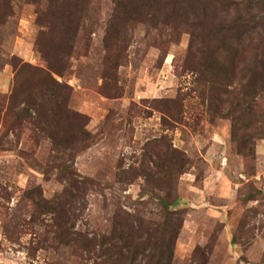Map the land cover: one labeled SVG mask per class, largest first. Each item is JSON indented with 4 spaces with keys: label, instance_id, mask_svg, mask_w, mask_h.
Here are the masks:
<instances>
[{
    "label": "rangeland",
    "instance_id": "374dc122",
    "mask_svg": "<svg viewBox=\"0 0 264 264\" xmlns=\"http://www.w3.org/2000/svg\"><path fill=\"white\" fill-rule=\"evenodd\" d=\"M8 1L11 14L0 31V113L7 107L19 64L48 71L47 61L36 48V39H48L44 33L48 28L38 22L35 6L27 0ZM83 7L62 41L52 39L54 53L49 55L51 64L61 61L64 65L62 76L52 75L68 86L70 106L86 116L85 129L92 134L91 141L79 142L67 163L82 177L108 181L101 189L91 187L86 192L76 228L107 231L117 207L143 215L156 212L153 202L147 201L154 199L147 193L140 195L151 180L147 185L141 177L117 183L114 175L137 167L150 142L166 136L190 159L189 169L177 180V206L185 208L186 215L173 248L174 264H188L193 249L206 243L213 245L208 264H259L264 250L260 238L264 234V140L254 136L255 152L240 155L231 139L229 119L195 115L193 90L201 76L185 68L189 55L185 23L178 25L177 34L169 16L153 20L144 15L141 21L120 22L111 0H86ZM68 46L69 55L60 54ZM14 57L19 59L17 67L9 63ZM30 71L35 73V85L42 86L39 73ZM180 93L187 95L185 120L164 128L163 115L151 106L152 100ZM35 102L38 113L32 107L28 110L42 119L49 104L39 97ZM258 109L264 111V93ZM33 128L27 124L17 135L10 132L0 137V187L8 192L7 200L0 199V264H74L64 258L66 247L60 243L45 246L29 230L19 231L17 242L2 233L5 207L11 212L24 190L38 186L44 198L51 199L63 188L64 182L50 166L52 146L37 132L30 134ZM255 189L261 193L243 201ZM242 219L248 222L245 237L240 232L247 246L230 242ZM44 221H50L49 216ZM43 227L35 225L38 231Z\"/></svg>",
    "mask_w": 264,
    "mask_h": 264
},
{
    "label": "trees",
    "instance_id": "16d2710c",
    "mask_svg": "<svg viewBox=\"0 0 264 264\" xmlns=\"http://www.w3.org/2000/svg\"><path fill=\"white\" fill-rule=\"evenodd\" d=\"M27 1L35 6L38 22L48 28L44 31L48 36L46 42L36 39V48L47 61L48 71L26 63L16 68L7 107L0 113V130L3 131L0 137L10 132L17 135L27 124L34 126L30 134L37 132L39 137L49 140L53 153L50 166L64 183L51 199H45L42 190L33 186L23 191L20 202L10 207L11 212L5 207L7 218L1 226L4 237L17 242L15 235L29 230L35 235L34 239L38 237L45 246L56 242L65 246L64 258L74 264H174L173 248L186 215L185 208L177 206L180 199L177 180L189 169L190 159L174 148L166 136L150 142L137 167L114 175L117 183L126 180L131 183L141 177L146 179L147 185L151 180L150 187L142 188L140 195L142 198L147 193L154 199L155 202L147 201L153 202L156 212L143 215L117 207L107 231L98 228L88 232V229L76 228L86 192L91 187L101 189L108 181L102 183L82 177L67 163L79 142L91 141L92 134L85 129L86 116L70 106L68 86L52 75L56 72L62 76L64 65L61 61L51 64L49 55L54 53L50 49V45L55 44L52 39L59 38L57 43L62 41L61 36L76 22L73 19L82 12L86 0ZM111 1L116 9L115 19L120 18V22L141 21L144 15L153 20L169 16L177 34H180L178 25L185 23L189 34L185 68L201 76V82L193 90L195 115L204 113L208 118L229 119L237 153L253 154L254 136L264 140V111L258 109V99L264 93V0ZM10 14V1L0 0V31ZM173 33L170 38L174 37ZM69 53L70 46L60 54L68 56ZM18 61L14 57L9 63L17 67ZM29 70L39 73L42 86L35 85L32 80L35 73ZM22 72H26L24 77ZM36 97L49 104L38 120L28 110L32 107L38 113ZM186 97L180 93L173 98L152 100L151 106L159 108L163 115L164 128L185 120ZM1 189L0 199L7 200V190ZM257 193L261 191H249L243 201L255 199ZM19 203L23 204L21 210H17ZM45 216H49L50 221H44ZM37 224H43L42 231L36 230ZM247 225L246 219L239 221L237 232L230 240L232 244L247 246L248 242L240 235L241 232L245 237ZM260 238L264 242V234ZM212 247L211 243H206L193 249L188 264H208ZM259 264H264V250Z\"/></svg>",
    "mask_w": 264,
    "mask_h": 264
}]
</instances>
